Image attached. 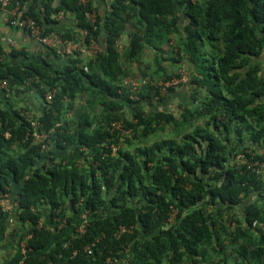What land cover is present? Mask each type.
Returning a JSON list of instances; mask_svg holds the SVG:
<instances>
[{"label":"trees","instance_id":"trees-1","mask_svg":"<svg viewBox=\"0 0 264 264\" xmlns=\"http://www.w3.org/2000/svg\"><path fill=\"white\" fill-rule=\"evenodd\" d=\"M22 1L12 5L44 34L55 16L73 14L77 33L61 31L63 40L78 34L87 46L94 36L99 49L88 60L73 49L60 66L47 59L59 55L51 47L28 62L13 48L0 56V89L18 80L43 102L36 127L29 114L0 108V212L12 197L30 224V250L14 264H264V171L245 160L264 159V0H112L103 14L91 1L42 0L39 13ZM174 34L183 37L171 60L187 64L188 92L161 95L150 81L132 90L125 62L151 48L157 66ZM178 95L179 114L168 108ZM144 99L165 108L147 110ZM166 128L174 136L145 142ZM35 130L49 138L35 142Z\"/></svg>","mask_w":264,"mask_h":264},{"label":"crops","instance_id":"crops-1","mask_svg":"<svg viewBox=\"0 0 264 264\" xmlns=\"http://www.w3.org/2000/svg\"><path fill=\"white\" fill-rule=\"evenodd\" d=\"M90 2L98 9V11L103 14L108 12V6L112 0H81ZM56 2H60V0H56ZM42 0H23V10H29V8H32L34 11L39 13V10L41 9ZM54 18L57 19V23L53 24L54 26L52 30H49L46 35H51L53 32H59L64 30H69L73 33L77 31V27L74 24V16L73 14L69 15H57ZM77 33V32H76ZM124 35L127 37L128 41V30H126L122 35L121 39L118 42V50L123 53L125 40ZM73 36V35H72ZM74 36L79 37V35L75 34ZM11 38L13 40V43L10 44L7 42L4 38ZM76 37V42L73 39H66L65 44H60L53 46L51 48H55L57 51H59L58 57H48L47 59L50 60V62L56 66H60L62 63H64L66 56L70 52L75 50H79L76 47H80V45H83L82 42ZM73 43H76L77 46H74V48L71 47ZM0 44L2 45V52L0 53V56L5 57L6 54H8L11 49H15L18 51H23L25 54L20 56V61L25 60L28 62L29 60L35 59L39 54L47 55V47H42L41 44H39L37 41L32 39V37L29 35V33L26 30L19 29L17 27L7 26L3 21H0ZM49 47V46H48ZM164 52H160L158 55H164V53H167L166 49L167 46H162ZM149 51L152 52V55L154 57V51L149 48ZM82 56L87 57L86 60H88V56H94L92 53L88 52H82L79 50ZM145 52V49L143 50L142 54ZM65 57V58H64ZM68 57V56H67ZM123 57V56H122ZM6 89H0V108L7 109L9 107H12L13 109H18L20 111L21 108L19 106H24L25 109L22 111L23 113L34 115L32 111L34 110V107L32 106V99H28L27 91L32 92L33 94L38 95L39 99L42 102L41 96L38 93V91L34 88H32L30 85H26L18 80H8V83L5 87ZM180 91L188 92V90H181ZM7 92V93H5ZM175 97H180L175 96ZM181 100V99H180ZM40 102V103H41ZM43 102L38 104L36 107V112L40 113L42 110ZM129 106H126L127 108ZM123 108L122 110H124ZM19 208L17 205V202L12 199V197H4L1 201V212H0V264H14L21 260L22 253L20 254L19 250H21V246L24 240H26L28 236V232L30 229V224L27 221H22L19 216Z\"/></svg>","mask_w":264,"mask_h":264},{"label":"built area","instance_id":"built-area-1","mask_svg":"<svg viewBox=\"0 0 264 264\" xmlns=\"http://www.w3.org/2000/svg\"><path fill=\"white\" fill-rule=\"evenodd\" d=\"M81 2L86 4V1H81ZM12 4H13V0H0V21H3L7 26L17 27L19 29L26 30L29 33V35L32 37V39H34L39 44H41L42 47H48V46L53 47L56 45L58 46L60 44H63V45L65 44V41L63 40L61 33L53 32L51 35L44 34L42 27L39 24H37L36 20L33 17L28 16V15H23L22 13H20L19 3H16V5L14 6ZM85 16L87 17L88 21L92 24L93 29H96V23H95L97 20L96 9L87 8L85 11ZM85 33L87 32L85 31ZM4 39L10 44L13 43V40L9 37L4 38ZM73 40L76 42L75 39ZM74 46H77V44L72 42L71 47L74 48ZM76 48L82 52H88V53H92V55H95L97 50L99 49V44L97 43L95 37L91 36L90 42L87 46L80 45V47H76ZM180 73H181L180 76H175L167 80L166 82L162 83V85L160 86L163 88V90L169 86H175L179 84L180 82L185 81L187 79V75L185 72L182 71ZM130 82L132 84V90H135L138 88V83L136 80L130 79ZM7 83L8 82L6 80L1 81V84L3 87H6ZM52 94L53 93L48 92L46 95V99L51 100ZM29 118H30L32 126L36 127L39 120L32 117V115L31 116L29 115ZM113 125L117 127L118 129H121L123 133L129 132V130L127 131L122 127V121H116V123L114 122ZM46 138H49V132L44 131V130L41 132H37L36 130L34 131V141L35 142L37 141L42 142ZM41 147L47 148L48 143L43 142V144H41ZM113 149L115 150V147ZM245 160L248 161L247 166L251 168L253 171H255L256 173H261L264 171V159L252 158L249 160L248 159H245ZM82 218H83V222L78 228V230L81 232H83L85 228V223H86V218H87V214L85 212L83 213ZM123 229L124 228H121V230ZM86 249L90 253L92 251V246L89 245L86 247ZM29 250L30 249L26 248V240H24L21 246L22 255H25ZM106 262L108 264H120V261L118 258L112 259L111 257H108Z\"/></svg>","mask_w":264,"mask_h":264},{"label":"rangeland","instance_id":"rangeland-1","mask_svg":"<svg viewBox=\"0 0 264 264\" xmlns=\"http://www.w3.org/2000/svg\"><path fill=\"white\" fill-rule=\"evenodd\" d=\"M172 43L173 44V53L169 51V53H164V55L159 56V62L158 65L156 66L155 61H154V57L152 55V52L149 51V48L145 49V52L139 57L138 61H134V62H128L124 59V57H122V61L125 62V68L127 70V72H129V74L126 76L125 80L126 82H129L130 79H134L137 81L138 86H142L141 89L145 88L146 86L144 84L148 83V81H150L151 84H156V85H162V83L166 82L167 80L177 76L179 74V72H188V67L187 64L185 63V61L182 60H171L172 57H177V53L174 51H178V46L181 42V39L183 36L179 35V34H174L172 36ZM127 37L126 35H124V40L126 43ZM168 50V48H167ZM187 67V68H186ZM161 69H163L164 71H162ZM186 70V71H185ZM145 81V82H144ZM175 90L181 89V90H186L187 86L185 82H180L179 84L173 86ZM162 90V94L164 95V92H168V87ZM7 93V92H5ZM28 94V99H32V106L34 107V110H29L32 111L34 114L38 115V113L36 112V107H38L37 105L40 104L41 105V100L39 99L38 95L36 96V94H33L30 91L26 92ZM180 97H173L171 100V104L168 105L169 109H173L175 111H177V113L179 114V107L178 105L181 104L180 102ZM41 102V103H40ZM143 106L145 107V109L150 110L152 107L154 106H158L160 107V109H164L165 105H163L162 103H158V101H151L150 103L147 101V99H144L142 101ZM180 103V104H179ZM135 105L131 106V107H127L124 110H122V112L124 113L123 115L126 117H130L132 115V111L131 109H134ZM19 108H21L22 111H24L25 109L28 108H24V106H19ZM101 108L99 107L98 110H100ZM179 110V111H178ZM194 126V123L188 127V130L192 129V127ZM125 134H128L129 136H132L133 133H128L125 132ZM174 136L173 132L170 131V129H165V130H157L151 134H149L146 139L145 142L147 143H151L155 140H160L163 138H166L168 136ZM131 139H134L131 137ZM136 142L137 145H140L141 142L140 140H134ZM140 143V144H139ZM119 146L121 147H128L130 149L133 148L132 146H128V143L125 142V140L123 139V141L119 144ZM238 210V209H237ZM238 212V211H237ZM232 247H229L224 251H223V255H226L228 258L232 259L234 258L235 255V251L231 249ZM214 261V260H213Z\"/></svg>","mask_w":264,"mask_h":264}]
</instances>
